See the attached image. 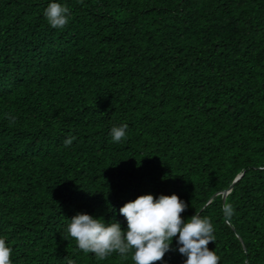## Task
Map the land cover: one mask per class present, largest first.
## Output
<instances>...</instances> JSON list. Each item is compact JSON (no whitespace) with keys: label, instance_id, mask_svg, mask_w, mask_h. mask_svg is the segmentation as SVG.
Listing matches in <instances>:
<instances>
[{"label":"trees","instance_id":"trees-1","mask_svg":"<svg viewBox=\"0 0 264 264\" xmlns=\"http://www.w3.org/2000/svg\"><path fill=\"white\" fill-rule=\"evenodd\" d=\"M53 2L69 8L62 29ZM145 194L208 218L218 264H264V0H0L12 264H134V250L85 253L68 228L87 213L126 231L119 210ZM177 240L156 264H185Z\"/></svg>","mask_w":264,"mask_h":264},{"label":"clouds","instance_id":"clouds-1","mask_svg":"<svg viewBox=\"0 0 264 264\" xmlns=\"http://www.w3.org/2000/svg\"><path fill=\"white\" fill-rule=\"evenodd\" d=\"M69 8L60 3H50L44 15L52 28L62 29L67 25ZM128 125L113 127L112 140L120 142ZM74 137L64 141L70 146ZM187 209L186 202L177 194H145L126 203L119 211L126 218L127 230H122L118 221L106 223L87 213H77L71 219L68 232L85 253H94L103 260L112 253L127 255L134 250V264H156L172 249V241L178 236L177 248L186 256L185 264H218L220 257L208 245L215 242L214 229L210 220L195 214L187 222L181 216ZM225 217L233 215L230 205L224 208ZM12 249L0 239V264H12ZM71 264V262H70Z\"/></svg>","mask_w":264,"mask_h":264},{"label":"water","instance_id":"water-1","mask_svg":"<svg viewBox=\"0 0 264 264\" xmlns=\"http://www.w3.org/2000/svg\"><path fill=\"white\" fill-rule=\"evenodd\" d=\"M242 176H243V175H239V176L235 179L234 184L237 183V182L241 179ZM232 188H233V185L230 187L229 190L223 192V200H224V201L226 200V197H227V195L230 193V191L232 190Z\"/></svg>","mask_w":264,"mask_h":264}]
</instances>
